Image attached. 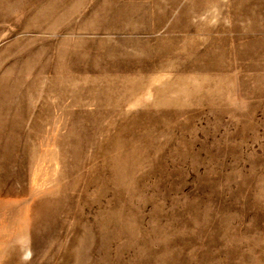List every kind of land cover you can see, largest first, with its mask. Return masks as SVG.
Returning a JSON list of instances; mask_svg holds the SVG:
<instances>
[{"label": "rangeland", "instance_id": "1", "mask_svg": "<svg viewBox=\"0 0 264 264\" xmlns=\"http://www.w3.org/2000/svg\"><path fill=\"white\" fill-rule=\"evenodd\" d=\"M0 264H264V0H0Z\"/></svg>", "mask_w": 264, "mask_h": 264}]
</instances>
